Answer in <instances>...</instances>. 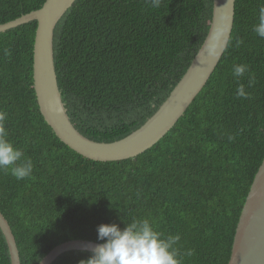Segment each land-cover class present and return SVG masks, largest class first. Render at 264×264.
Wrapping results in <instances>:
<instances>
[{"label":"trees","instance_id":"obj_1","mask_svg":"<svg viewBox=\"0 0 264 264\" xmlns=\"http://www.w3.org/2000/svg\"><path fill=\"white\" fill-rule=\"evenodd\" d=\"M46 0H0V25ZM262 0H236L228 48L206 87L153 148L117 162L90 160L64 144L37 101V21L0 33V110L9 139L30 157V177L0 170V211L22 264H39L70 240H98L101 224L148 218L180 235L182 264H229L237 225L264 160V39L252 31ZM214 0H77L58 23V83L75 127L97 142L140 128L167 100L202 47ZM237 41H242L237 45ZM5 50L9 53L5 54ZM234 64L255 74L235 78ZM245 85L248 99L236 96ZM232 137V139H229ZM192 250L193 255H183ZM88 251L53 264H80ZM0 264H11L0 228Z\"/></svg>","mask_w":264,"mask_h":264},{"label":"water","instance_id":"obj_2","mask_svg":"<svg viewBox=\"0 0 264 264\" xmlns=\"http://www.w3.org/2000/svg\"><path fill=\"white\" fill-rule=\"evenodd\" d=\"M76 1L46 0L40 9L0 25V33L37 21L33 64L35 92L42 116L64 144L98 162L136 158L157 145L175 127L208 84L230 43L236 0H231L230 4H227L228 0H214L208 35L186 74L153 116L134 132L114 142H97L82 134L68 114L59 87L54 58L55 29ZM0 228L7 241L11 264H22L17 240L1 211ZM97 244L99 242L79 239L64 242L39 264H53L66 252H92ZM229 264H264V160L241 213Z\"/></svg>","mask_w":264,"mask_h":264},{"label":"clouds","instance_id":"obj_3","mask_svg":"<svg viewBox=\"0 0 264 264\" xmlns=\"http://www.w3.org/2000/svg\"><path fill=\"white\" fill-rule=\"evenodd\" d=\"M155 8L160 7L161 0H150ZM228 0L227 4H230ZM252 31L261 39H264V0L258 9L257 22L252 25ZM242 41H237V45ZM5 54L9 53L5 50ZM220 52L216 56L219 58ZM248 75V86L255 83V74L246 64H234L233 77L239 79ZM236 96L248 99L250 94L246 92L245 85L239 84ZM7 113L0 110V170H9L17 180H23L31 176L34 164L30 157H26L23 150L16 147L9 139V133L5 125ZM232 139V137H229ZM98 240L92 249V255L80 264H182V253L176 247L180 235H169L166 239L163 234L155 230L153 223L148 218L133 219L121 229L119 224H101L97 228ZM183 255H193L188 250Z\"/></svg>","mask_w":264,"mask_h":264}]
</instances>
